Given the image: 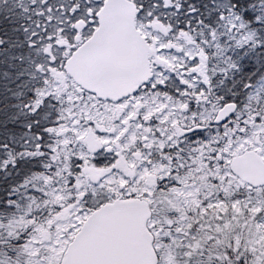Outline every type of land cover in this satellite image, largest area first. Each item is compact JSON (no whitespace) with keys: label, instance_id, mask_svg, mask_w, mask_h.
Returning a JSON list of instances; mask_svg holds the SVG:
<instances>
[{"label":"snow or ice","instance_id":"1","mask_svg":"<svg viewBox=\"0 0 264 264\" xmlns=\"http://www.w3.org/2000/svg\"><path fill=\"white\" fill-rule=\"evenodd\" d=\"M0 264H264V0H0Z\"/></svg>","mask_w":264,"mask_h":264}]
</instances>
